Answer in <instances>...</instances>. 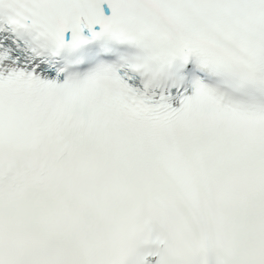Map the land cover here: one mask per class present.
Wrapping results in <instances>:
<instances>
[{"label":"snow or ice","instance_id":"obj_1","mask_svg":"<svg viewBox=\"0 0 264 264\" xmlns=\"http://www.w3.org/2000/svg\"><path fill=\"white\" fill-rule=\"evenodd\" d=\"M0 264H264V0H0Z\"/></svg>","mask_w":264,"mask_h":264}]
</instances>
